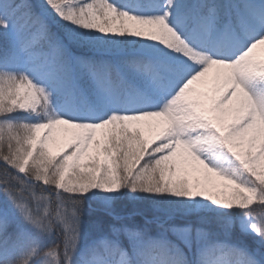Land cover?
<instances>
[{
	"label": "snow or ice",
	"instance_id": "obj_1",
	"mask_svg": "<svg viewBox=\"0 0 264 264\" xmlns=\"http://www.w3.org/2000/svg\"><path fill=\"white\" fill-rule=\"evenodd\" d=\"M0 196V264H264V0H0Z\"/></svg>",
	"mask_w": 264,
	"mask_h": 264
},
{
	"label": "trees",
	"instance_id": "obj_2",
	"mask_svg": "<svg viewBox=\"0 0 264 264\" xmlns=\"http://www.w3.org/2000/svg\"><path fill=\"white\" fill-rule=\"evenodd\" d=\"M2 198V196H0ZM114 207L117 211H121L122 213L127 212H137L142 213L146 211V205L143 202H132L129 200H118L115 202ZM101 215L99 211V204L97 201L93 200L89 204H85L82 211V219L86 226H89L97 217ZM135 221L140 223L142 221V217L137 215L135 217ZM233 239H243L246 243L251 245L252 237H242L239 234V229L235 227L233 229Z\"/></svg>",
	"mask_w": 264,
	"mask_h": 264
},
{
	"label": "rangeland",
	"instance_id": "obj_3",
	"mask_svg": "<svg viewBox=\"0 0 264 264\" xmlns=\"http://www.w3.org/2000/svg\"><path fill=\"white\" fill-rule=\"evenodd\" d=\"M193 87H200L199 85H193ZM143 135H144V137L145 138H148L149 137V132L145 129L144 131H143ZM59 142V141H58ZM200 179L201 180H203L204 178H203V176H200ZM213 179H215V178H213ZM254 214L255 215H261V214H264V208H261V207H259V206H256L255 207V210H254ZM238 228V227H237Z\"/></svg>",
	"mask_w": 264,
	"mask_h": 264
}]
</instances>
